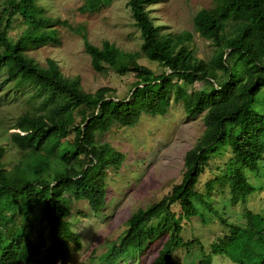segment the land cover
Listing matches in <instances>:
<instances>
[{
    "label": "trees",
    "instance_id": "obj_1",
    "mask_svg": "<svg viewBox=\"0 0 264 264\" xmlns=\"http://www.w3.org/2000/svg\"><path fill=\"white\" fill-rule=\"evenodd\" d=\"M152 1L126 0L142 38L140 49L131 52L122 51L108 40H103L100 46L92 44L84 26L74 28L67 21L52 19L45 15L37 0H10L7 9L1 11L0 22L2 19L4 22L0 23V71L6 72L5 82H13L15 87L28 85L34 89L33 96L42 98L35 111L18 117L13 128L19 131L10 133L17 149L36 160L26 170L34 178L27 180L15 175L18 172L5 170L4 150L0 147V237L7 234L22 237L6 248L0 264H32L42 250L44 264H67L71 258L69 243L78 250L81 240L70 227L68 217L72 209L65 194L75 200L86 199L93 212H99L105 202L106 172L109 168L118 169L124 159L122 152L108 142L97 141L96 135L107 132L113 124L133 126L142 113L164 114L170 100L181 101L190 117L203 114L204 130L185 152L180 182L157 202L130 214L125 234L103 259L105 264H115L126 254L142 250L147 242L165 231L170 233L169 237L149 264H176L173 252L182 225L170 224L171 205L176 203L190 217L198 213L194 200L205 203L196 184L210 159L208 147L214 143L227 139L231 149L233 161L227 167L230 173L218 180L227 181L231 202L237 203L253 191L244 169L254 171L264 161V112L258 114L251 107L264 87V0H213L214 9L201 8L194 14L196 33L209 39L214 47L208 60L196 54L189 31L165 33L154 25L146 9ZM101 5V0H83L80 9L95 11ZM14 14L31 27L16 40L7 33ZM60 25L81 37L95 72L111 68L118 75L134 74L128 99H119L114 89L107 86L87 92L80 78L64 75L55 59L47 57L44 65H40L27 55L31 49L59 43ZM142 57L163 70L154 73L138 62ZM230 59L245 68L242 78L231 72ZM219 72L228 75L221 83L216 82ZM180 81L184 84L205 81L208 88L187 92ZM62 147L65 151L58 160L63 171L54 175L53 183L42 179V173L49 169L50 158L56 157V151ZM207 189L209 196L210 182ZM10 193L24 196L27 213L42 204L40 221L48 228L49 242L41 234L37 241L31 238L35 225L29 231L26 226L19 231L13 221L16 228L8 229L3 212L9 205L2 198ZM164 213L153 222L154 226H149L152 219ZM244 217L243 226L221 220L228 227V233L220 239L226 246L232 245L237 237H252L257 244L264 241V219L249 210ZM193 242L195 239L185 245ZM204 257L203 261L211 264L209 256ZM260 264H264V257Z\"/></svg>",
    "mask_w": 264,
    "mask_h": 264
},
{
    "label": "rangeland",
    "instance_id": "obj_2",
    "mask_svg": "<svg viewBox=\"0 0 264 264\" xmlns=\"http://www.w3.org/2000/svg\"><path fill=\"white\" fill-rule=\"evenodd\" d=\"M10 0H0L1 11L8 7ZM45 9V15L52 19L67 21L74 28L84 26L89 41L97 46L103 40L113 42L122 51L139 50L142 38L134 25L126 0H101L100 9L89 11L80 9L83 0H37ZM201 8L214 9L213 0H153L146 9L154 25L161 32L179 33L184 30L191 33L190 44L196 54L208 60L213 55V44L196 33L193 26V16ZM8 12V10H7ZM7 12L4 14L7 15ZM4 16V17H5ZM8 29L10 39L16 40L21 34L30 31L29 24L18 14L11 18ZM4 22V19L1 20ZM0 22V23H1ZM60 42L27 51V55L44 65L47 57L55 59L64 75L78 76L82 88L94 92L100 87L114 89V95L128 99L129 90L135 81L133 73L118 75L111 68L104 72H95L90 63V57L84 52L81 37L68 27L57 28ZM138 62L151 68L154 73L163 69L154 62L142 57ZM231 72L242 78L245 68L236 60H228ZM6 72L0 71V147L4 150L2 164L5 170L15 175L31 180L26 170L36 160L23 155L12 142L10 133L18 132L13 128L18 117L25 112L38 108L41 96H33L34 89L28 85L15 87L13 82H5ZM227 74L219 72L217 83L223 82ZM187 92L205 90L208 83L195 81L184 84ZM252 109L258 113L264 112V87L257 93ZM76 121H79L77 116ZM204 130L203 114L190 117L183 109L182 102L170 100V105L164 114L142 113L139 121L133 126L113 124L104 133H98L99 142H108L113 148L124 154V159L118 169L109 168L106 172V194L103 208L94 213L86 199L75 200L68 193L66 197L71 206L68 217L71 229L80 236L81 248L76 250L69 243L71 258L67 264H105L103 259L113 246L119 244L125 234L126 219L138 208H146L160 200L169 189L180 182L183 172V158ZM72 139V134L69 135ZM228 140L214 143L208 147L209 161L198 179L196 189L204 195L205 203L194 200L198 213L186 217L179 206L171 205L173 218L170 224L182 225V231L174 248L173 260L176 264H207L204 256H209L211 264H260L264 257V241L255 243L252 237H237L232 245L226 246L220 239L228 233V227L221 223L243 226L246 218L244 212L249 210L264 219V161H260L256 170L244 169V174L253 187V191L237 203L231 202V195L225 178L230 173L227 167L232 164V153ZM213 146V147H212ZM65 151L62 147L50 158L49 169L42 173L41 178L52 182L55 174L63 171L58 158ZM210 182V195H206ZM8 202V208L3 212V220L7 218L8 229L22 227L35 228L32 239L38 240L41 234L49 242L48 228L44 221L42 204H37L34 212L27 213L23 195L3 196ZM155 217L149 226H154ZM153 223V224H151ZM5 227L3 226V229ZM28 233V232H27ZM168 231L147 242L142 250L134 251L119 258L115 264H149L156 256L162 244L169 237ZM22 237H0V258L6 248ZM195 242L186 246L190 240ZM45 251L42 250L32 264H44Z\"/></svg>",
    "mask_w": 264,
    "mask_h": 264
}]
</instances>
